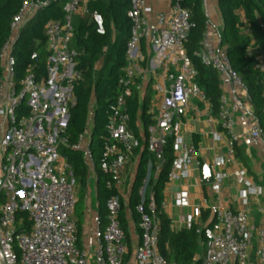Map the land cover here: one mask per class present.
<instances>
[{"label": "built area", "instance_id": "2783aa9c", "mask_svg": "<svg viewBox=\"0 0 264 264\" xmlns=\"http://www.w3.org/2000/svg\"><path fill=\"white\" fill-rule=\"evenodd\" d=\"M58 1L63 2V16L45 25V55L32 51L25 72L19 76L14 47L21 30L40 9ZM91 1L23 0L21 9L11 20V35L1 48L0 264H175L168 262L159 250L161 225L150 186V169L155 166L152 175L155 179L165 161V149L171 137L175 158L169 181L188 177L192 161L200 153L193 143L185 144L175 128V121L186 114L192 97L209 102L207 92L197 82L193 59L186 51L192 27L190 11L182 7L181 0H171L169 12H158L152 19L154 9L149 0H131L128 17L132 29L126 46V65L118 78L119 94L109 106L107 137L100 160L101 169L109 176L106 188L112 193L106 202L107 225L101 229L99 214L94 217L96 232L90 250L79 246L74 218L78 182L61 149L81 152L89 172H95L91 149L95 94L86 129L77 142L71 143L67 132L71 112L77 104L76 87L84 80L83 70L79 68V57L84 51L77 46V20L87 19L99 35L107 33L105 18L90 9ZM241 23L243 35L251 37L247 21ZM142 43L153 53L150 59L153 71L169 61L171 53L180 54V63L178 72L170 75L171 83L161 90V104L149 129L147 150L154 160L149 162V173L139 189L135 210L140 217L141 238L130 254L120 215L124 207H130L128 165L140 145L131 129L128 99L133 89L144 90L138 80L140 64L145 61ZM195 55L205 66L218 72L221 88L229 86L233 91L230 95L223 92L220 97L218 118L228 135L229 150L212 165L214 185L218 188L227 177L219 168L233 164V175L241 185L239 196L247 206L251 196L263 195V188L249 179L248 170L236 160L242 134L237 126L245 124L249 147L264 141L261 126L252 113L248 87L232 67L227 48L213 41L207 32ZM249 55L256 58V68L264 72V56L252 37ZM178 203L189 205L186 192L178 193ZM193 209V215L181 221V228L197 226L199 243L205 248L202 264H248L252 252L257 262L264 264V217L254 224L247 211L210 205L209 221L202 223V207L197 205ZM21 211L28 214L29 228H23Z\"/></svg>", "mask_w": 264, "mask_h": 264}, {"label": "trees", "instance_id": "16d2710c", "mask_svg": "<svg viewBox=\"0 0 264 264\" xmlns=\"http://www.w3.org/2000/svg\"><path fill=\"white\" fill-rule=\"evenodd\" d=\"M22 2L23 0H0V51L11 35V20L21 9ZM180 3L182 7L190 11L191 15L192 27L186 43V51L193 59L198 71L197 82L207 92L213 111L218 113L220 97L223 93L219 74L215 69L205 66L195 55L200 48L209 23L204 0H181ZM217 3L223 21L222 30L220 31V45L227 48L232 67L248 87L252 113L258 120L264 135V72L256 68V58L249 55V44L252 37L255 47L264 56V27H262V25L264 26V1L217 0ZM89 7L104 16L107 33L99 35L87 19L77 20V46L84 51L79 57V68L83 70L84 80L76 87L77 104L71 112L67 132L70 142H77L79 136L86 129L90 114V103L95 94L91 149L97 176L98 214L101 220V229H103L107 225L108 209L106 202L112 193L106 188L109 176L101 169L100 160L107 137L105 125L108 119L109 106L119 94L118 78L126 65V46L132 29V21L128 17L131 0H93L90 2ZM238 9L245 12L251 37L241 33L242 23L237 14ZM62 16L63 2H53L50 6L40 9L21 30L20 37L14 47L16 69L19 76L25 72L32 51L37 50L42 56L45 55V25L50 20L61 19ZM101 61H103L102 67L97 70L96 67ZM2 75L3 69L0 60V80ZM151 99L152 94H147L141 104L137 92H133L128 99L132 126H134L139 111H141L140 116L145 124L146 135L149 126L154 123L152 116L147 113ZM173 140V137L169 139L165 149V161L155 179L152 177L155 166L150 169V186L153 188L156 214L161 225L158 241L159 250L168 262L202 264V259L198 257L200 245L197 226L179 231L172 229L171 220L163 208L164 189L170 179L175 158ZM143 146V150H137L141 153V158L130 199V206L137 222H139L140 217L135 210V206L140 199L139 189L149 173V162L154 160L153 154L147 150V142H144ZM61 152L68 157L78 185L81 187L82 195L79 198V204L85 198V191L89 182L88 165L81 152L65 147L61 149ZM236 154L245 161L243 151L239 147ZM1 202L3 200H0ZM21 217L24 220L23 228H29L30 221L27 212L21 211L19 218ZM120 218L127 237L125 211H121ZM79 236H81L80 232Z\"/></svg>", "mask_w": 264, "mask_h": 264}, {"label": "crops", "instance_id": "0c3cea01", "mask_svg": "<svg viewBox=\"0 0 264 264\" xmlns=\"http://www.w3.org/2000/svg\"><path fill=\"white\" fill-rule=\"evenodd\" d=\"M149 3L154 9L151 16L152 19L155 18L156 13L158 12H169L171 6V0H149ZM204 7L209 18L207 33L212 37L213 41L220 44V31L222 30L223 21L217 0H204ZM237 11L240 21H245V12L242 9H238ZM142 52L144 54L145 61L140 64L141 72L138 80L142 82L144 90L139 92L136 89H133L132 93H138L141 104L147 94H152L151 103L147 113L152 116V119L155 122V113L158 111L162 100L161 90L165 85H169L171 83L170 75H175L178 72L180 54L171 53L170 60L156 71H153L150 67V59L151 56H153V53L147 47L146 43H142ZM102 63L103 62L99 63V69L102 67ZM222 89L223 92L228 95L233 92L229 86H223ZM140 115L141 111H139V116L133 124L134 126H132L131 123V129L138 137L140 145L135 150V153L128 165V170L130 172V199L141 158V153L137 150H143L142 148L144 147V142H147L149 129L154 124L153 123L149 126L148 134L146 135L145 124ZM175 128L176 133L183 137L185 144L193 143L198 148L200 153L197 158L193 159L191 164L192 168L188 177L168 181L165 186L163 208L166 215L171 220V228L174 230L176 229V231L181 230V221L193 215V208L197 205L201 206L203 209L202 223L209 221L208 206L218 205L223 209L247 211L251 221L254 224H258L261 218L264 217V175L257 180V174H255L249 166L247 167L245 161L238 156L236 157V160L241 161L242 165L248 170L249 179L255 185L263 188V195L251 196L250 203L247 206L243 205L240 199L239 190L241 185L233 175V164H228L219 168L222 172L227 173V177L218 188L214 185L215 170L212 165L217 157L226 156L228 154L229 139L227 133L221 128L218 113L213 111L211 103L202 102L198 98L192 97L186 114L175 121ZM237 129L242 133L241 142L238 147L243 151L244 157L246 155H252V148H255L258 155L264 159V141L256 147H249L246 141V133L244 132L245 124L240 123L237 126ZM216 134L218 135L217 138ZM205 166H209L211 168L213 173L212 183L204 182L203 169ZM260 170L261 168L258 166L257 171ZM128 189L129 188L127 187L125 188L127 191L126 195H128ZM148 189L150 190V187ZM182 192H186L188 194L190 199L188 206H182L178 203V193ZM81 193V187L78 185V201ZM84 200L86 204V209L83 213L85 223L82 224L78 222L75 217L74 218L76 220L78 230L80 229L78 234L79 232L81 233V236H79V246L84 248L83 245H85L87 249L92 250L94 247V235L96 232L94 217L98 214L96 172H94V175L91 171L89 172V182L85 191ZM94 200H96V204L94 203ZM76 209L77 205L75 207L74 215L77 213ZM123 211H125V222L127 224L128 231L126 242L132 254L140 243L141 231L138 222L135 220L133 214L134 212L131 206L124 207ZM204 253L205 248L200 245L198 257L202 259ZM248 264H259L253 252Z\"/></svg>", "mask_w": 264, "mask_h": 264}, {"label": "rangeland", "instance_id": "374dc122", "mask_svg": "<svg viewBox=\"0 0 264 264\" xmlns=\"http://www.w3.org/2000/svg\"><path fill=\"white\" fill-rule=\"evenodd\" d=\"M252 150H253L252 155H246L245 156V162L247 164V167L249 166V168L252 169L255 172V174H257V180H258L261 176L264 175V159L258 155L255 148H252ZM260 164H262V165H260ZM258 166H260V168H261L260 171H257ZM91 173L94 175V172L91 171ZM263 184H264V181H263ZM81 195H82V193L80 194V197H81ZM94 203L96 204V200H94ZM85 209H86L85 200H82L78 204L77 213L74 215V217L78 220V222H80L82 224L85 223L84 222L85 218L83 217V213L85 212ZM254 243H256L255 240H254ZM83 247L85 249H87V247L85 245H83ZM93 260L94 259H92V262H93Z\"/></svg>", "mask_w": 264, "mask_h": 264}, {"label": "water", "instance_id": "95a60500", "mask_svg": "<svg viewBox=\"0 0 264 264\" xmlns=\"http://www.w3.org/2000/svg\"><path fill=\"white\" fill-rule=\"evenodd\" d=\"M203 176L205 183H212L213 182V173L209 166H205L203 169Z\"/></svg>", "mask_w": 264, "mask_h": 264}]
</instances>
